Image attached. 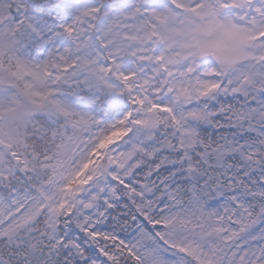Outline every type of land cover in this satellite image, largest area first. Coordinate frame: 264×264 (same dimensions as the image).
Returning a JSON list of instances; mask_svg holds the SVG:
<instances>
[{
  "label": "snow or ice",
  "instance_id": "1",
  "mask_svg": "<svg viewBox=\"0 0 264 264\" xmlns=\"http://www.w3.org/2000/svg\"><path fill=\"white\" fill-rule=\"evenodd\" d=\"M0 264H264V0H0Z\"/></svg>",
  "mask_w": 264,
  "mask_h": 264
}]
</instances>
